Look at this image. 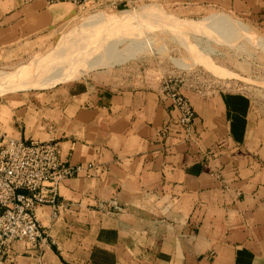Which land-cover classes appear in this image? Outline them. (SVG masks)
<instances>
[{"label": "crops", "instance_id": "1", "mask_svg": "<svg viewBox=\"0 0 264 264\" xmlns=\"http://www.w3.org/2000/svg\"><path fill=\"white\" fill-rule=\"evenodd\" d=\"M160 1L215 6L264 33V0ZM48 4L0 0V46L42 37L61 18ZM177 88L194 110L189 137L159 87L103 72L2 99L0 136L54 138L63 161L100 168L63 180L56 206L37 208L43 242H14V264H264V107Z\"/></svg>", "mask_w": 264, "mask_h": 264}, {"label": "rangeland", "instance_id": "2", "mask_svg": "<svg viewBox=\"0 0 264 264\" xmlns=\"http://www.w3.org/2000/svg\"><path fill=\"white\" fill-rule=\"evenodd\" d=\"M50 4L61 18L42 37L0 46V102L103 72L115 85L160 88L166 79L183 90L240 92L264 107V33L244 15L160 0Z\"/></svg>", "mask_w": 264, "mask_h": 264}, {"label": "built area", "instance_id": "3", "mask_svg": "<svg viewBox=\"0 0 264 264\" xmlns=\"http://www.w3.org/2000/svg\"><path fill=\"white\" fill-rule=\"evenodd\" d=\"M48 3L68 2L82 8L89 0H46ZM115 6L117 0H99ZM174 83V82H173ZM171 80L161 83L162 93L169 97L179 116L177 124L186 137L191 134L194 110L184 94ZM165 135L166 129L159 131ZM99 167L92 163L69 164L61 159L57 139H19L0 136V264H14L12 245L25 242L33 250L43 242L37 208L56 206L59 186L63 180L81 172L94 176Z\"/></svg>", "mask_w": 264, "mask_h": 264}, {"label": "bare ground", "instance_id": "4", "mask_svg": "<svg viewBox=\"0 0 264 264\" xmlns=\"http://www.w3.org/2000/svg\"><path fill=\"white\" fill-rule=\"evenodd\" d=\"M64 3H68V2H64Z\"/></svg>", "mask_w": 264, "mask_h": 264}]
</instances>
